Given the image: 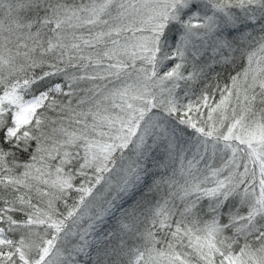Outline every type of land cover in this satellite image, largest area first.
Segmentation results:
<instances>
[{"label": "snow or ice", "instance_id": "1", "mask_svg": "<svg viewBox=\"0 0 264 264\" xmlns=\"http://www.w3.org/2000/svg\"><path fill=\"white\" fill-rule=\"evenodd\" d=\"M0 264H264V0H0Z\"/></svg>", "mask_w": 264, "mask_h": 264}]
</instances>
